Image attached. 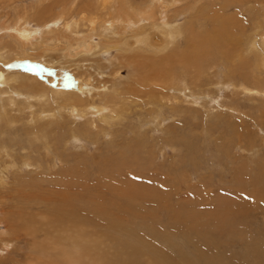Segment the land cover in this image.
Instances as JSON below:
<instances>
[{
	"label": "rangeland",
	"instance_id": "1",
	"mask_svg": "<svg viewBox=\"0 0 264 264\" xmlns=\"http://www.w3.org/2000/svg\"><path fill=\"white\" fill-rule=\"evenodd\" d=\"M132 1L140 4L141 2H148L149 0ZM203 2L204 1H200L195 10H190V12L185 10V12H182L181 16L178 17L177 21H175V25H187L188 22L193 20V17L197 14L201 7L204 8V6L211 8L207 10L208 12L211 11V14L220 11L218 7L222 5V0H209L206 3ZM96 3V0H0V71L4 70L11 72L12 74L17 71L19 73L24 72L23 74L26 73V76L22 81L15 83V89L17 92L19 91L21 95L23 94L27 96V101L21 97L23 99H21L20 107H7V113L1 112L2 114L0 115V138L2 139L0 141L2 143L0 144L3 145H1L3 148L0 147V149L8 150L7 157H3L4 162L0 164V167L3 168V173L5 172L3 174V180L6 185H3L4 187L0 185V233L3 235H0V264H30L31 262L28 258L27 260L29 262L27 260L25 261L26 257L29 255L27 253L28 238L25 236V238L21 237L22 239L14 241L11 240L7 234L9 233V222L11 220V217L9 218V214L11 211H13V213H17V211L13 209L14 207L16 208L19 204V207L21 208L34 201V199L36 201L41 200V202L57 199V201H60L61 197L66 196L69 189H72L77 181L87 179V177L85 178V176H87L85 175L87 172L93 175L91 179H88V181L90 180V183L92 180H98L100 183V188L99 190L97 189L98 201H100V203H102L103 200L106 203H115L116 199L113 196V190L110 187H107L109 188L107 189L104 186L103 181H101V178L103 175H107L113 187L114 181L109 173H102V170L105 168L116 172L123 167L125 168L124 171L130 173L131 176L139 177L136 180L132 178L130 179L128 184L129 186H127L128 195L134 192L131 189L133 184L139 186V196L142 192V194L145 192L148 193L147 191H149V193L152 191L157 195L155 196L153 193H148L147 195L142 196V200H138L139 196L137 199L134 197L127 198L126 202L130 201L132 204H137L144 209H141L140 211L141 213L142 211L147 213L149 221L143 220L142 217H138L137 214L139 213H136L135 211L128 212L126 220L130 221L129 224L131 223L130 225L132 228L135 227L137 231L144 234L145 231H148L147 233L150 234V231L148 230L150 227L149 224L151 220H157L154 223L157 225L158 230H156L158 235L161 236V231H164L163 233L167 234V240L161 241L160 244L155 243L163 249V251L166 253L168 252V254L174 259L175 263L176 261L180 263L179 254L177 253L180 250L190 252V255L192 257L194 256L196 247L192 244L193 242H197L201 247L206 246L205 249L207 251L211 249V247L207 246V244L201 240V236L203 237V240H207L211 235V237H214L217 240L216 242L218 243V248L215 249L217 247L215 246V248H213L215 249L213 253H210L209 257L202 260L199 264H219L214 260L216 259L217 254L222 255L223 260H225L220 264H232L231 262H228L229 260H234L238 264H242V261H244V264H264V161L263 169L257 168L258 170L255 169V173L253 171L251 172L252 164L250 165V162H247L249 169L247 171L246 168V171L242 173L238 170L241 163L239 164L238 159H236V166L233 165V167L237 175L235 173L232 174L231 170L228 171V173H224V169L219 161L220 158L215 160V166H210V168L202 169L199 165L200 162V164L205 165L201 160L204 159L205 161H208L211 157V153H217L218 157H222L225 152H228L231 153V155L233 154V158L236 157L235 154L238 155L237 157L244 154L241 149L243 144L241 142V138L239 136L237 137L233 133L231 134L233 135V138H228V141H231L233 144L232 146L230 144V148L227 146L229 149L223 147L221 150L216 149L219 144L218 141H220L222 137L225 141L224 136L226 135V127L230 123H236L240 133H242V129H248L249 127L251 140L255 141V144L258 147L257 150H260V155H258V157L256 156L254 160L257 162L261 158L264 159V129L260 128L256 124H251L249 120L245 119L250 117L243 114L257 115V109L264 110V92L259 95H252L248 92L245 93L246 95L242 94L243 91L238 85L241 81L230 76V81L226 84L228 86L224 87L219 93L212 90L213 85H209V88H212L211 90L207 86L205 87L209 90L205 87H203V89H196L197 91L202 90L201 95L198 93L200 98L203 99L205 97L208 99L210 97V101L205 98V100L201 99V101L200 98H197L196 94L193 95V98L195 99H192L191 102H186L184 104H180L176 99H174V106L171 107L173 108L171 113H167L163 108L162 110L159 109L161 116L167 119L163 126L164 128L169 127L171 129L169 131L163 129L162 131L160 128L157 130L156 135L150 133L149 127H146L147 121L146 119L139 117L140 114L137 112L140 108L137 107L134 108L132 113L128 110L122 114L120 120L125 118L122 126L118 124L119 121H111V127L110 125L107 126L103 122V119L111 114L109 109L110 106L106 100H109L108 97L113 94V88L116 85L113 77H115L118 73V76L129 79L130 75L133 73L139 78L145 76L149 78L152 74V69L148 68L147 65L149 63L145 61L143 55L148 49L149 50L147 52L154 50V48L145 46V52H143L144 54L139 55L140 58L143 57L142 60H140L139 57L136 59V52H134L137 50L136 48L134 50H132L133 48H128V50H132L129 56L120 51L118 47L107 49L108 46L119 45L120 41L113 40L112 36H110L107 32L105 36V31L102 33V38L100 37L99 31L96 33L92 31L90 21L94 17L105 16L104 13H101L104 12L101 9L99 12L100 15L94 14ZM215 4H218V7H216ZM183 5L188 4H186L185 1L183 2ZM249 5L247 7L244 6V10H242L239 14L234 9H230L227 11V15L235 16L237 14L234 23L237 26H243H238L236 29H239V32L242 30L244 31V35L242 36L245 42L248 41L247 43L250 44L252 41L256 40L260 43L262 42L258 36L260 29L257 28V31H255L256 24L254 25L252 14L257 16L255 13H258V16L261 17V11L255 3H250ZM84 17H86L87 20H84ZM90 17L93 18L91 19ZM203 23V26L208 25L206 21H203ZM100 24L101 22L99 21L97 25L98 28ZM18 26L19 28L17 29ZM140 26L141 28H144L147 33L149 32V43L147 44L151 46L152 42H157L159 40L160 36L159 34H156L158 32L155 30L151 31L152 26L150 24L144 22L141 25H137V28L139 29ZM67 28H72L74 32H78L81 35L86 36L94 33L95 41L93 42L98 44L99 48L93 49L89 51V53H86L83 49L72 51L66 46L64 41L62 43H58L51 40V34H49L50 31H56L63 34ZM135 30L136 27L130 28L128 33L124 36L125 38H128L129 43L132 42L130 44H134L130 35ZM21 31L23 32L21 33ZM26 31L34 35L32 38L35 41L34 45H36H28L22 49L23 39L20 37H22V34ZM152 33H155V35ZM252 33L255 38L250 40ZM238 36L240 37V35ZM36 38L39 42H37L38 40ZM182 41L183 40L181 39L179 43L181 47L183 44ZM72 43L75 44L74 40ZM75 47L76 46L74 45V48ZM248 54L252 58H255L253 52L248 51ZM148 55V53L145 54V56ZM98 60L99 62H97ZM138 60L143 61V63L145 61L146 63L140 64ZM148 69L150 73L148 72ZM229 71V65L226 62L217 59L215 65L208 68L207 75L203 78L205 81H202L205 84L209 81L210 84V82L217 79L224 83L227 75H229ZM261 71L264 76V69L261 68ZM216 72L217 74H215ZM184 73L186 72L184 71L180 74V69H175V79H179L178 83L175 82V87H179L178 94H176L175 97L180 98V101L184 100L182 98L184 95L181 97L182 93H180V91H184L183 93H185L186 97H191V75L195 74L192 73L189 77H184ZM12 74L9 73V75ZM181 76H183L182 79ZM22 85H24V87ZM36 85H40V87H36ZM0 86L5 88H3V90H7L11 88L13 89L14 84H12V81H9V84H7L5 79ZM186 87H189V90H185ZM208 91L211 92L209 93ZM68 95L72 97L69 98ZM61 96L63 99L65 98L69 100L67 104L72 105L76 102L79 105L81 104L80 107L77 106V108H80L81 111H83V109L86 111L83 115L85 116L83 117L84 119L82 116H74V112L68 110L62 111V115L65 116V119L62 118L64 121H59L58 119L55 120L54 117H52L53 114L56 113L59 105L63 106L62 102L64 101L60 98ZM39 97H42L43 100H40ZM77 97H80V99L84 98V100H79ZM236 97H239L238 102L235 101ZM2 98L6 99L7 97L6 95H3ZM229 99H233L232 101L234 102H230ZM38 100H40V102ZM214 101H218L219 103L217 102L216 104ZM88 103L91 104L88 105ZM203 103L206 104V107L203 106ZM91 105L102 110L96 112L97 114L95 111L90 113L87 109L91 108ZM234 106H238L239 109H234ZM229 110H232L234 113H230ZM186 111H191L195 117H193L192 114L184 113ZM217 112H222V114L217 115L218 118L216 119L220 120L218 122L215 119H210L205 116L208 113L215 115ZM47 114L48 117L46 116ZM33 116H35L34 118H36V116H46L41 122L51 123V126L61 124L63 126V130H71L74 125L73 129H75V127L76 129H79V127L82 129V127H86L90 121L96 120L99 126V130L96 129V131L100 132L98 133L97 139L100 137V141L98 139V141L91 142V140H85L83 138H81V140L76 138L79 140L78 142L76 139L72 140V142H70L66 147L64 145L63 151L61 149L62 153H64L63 155L67 157L66 158L64 156L65 158L63 159V162L58 159L55 150L50 148L49 151L55 156V158H53V156L51 157V155L48 158L44 151H42L40 144H33L32 146V143L29 141V137L26 134L30 129L29 121ZM75 118L76 120H73ZM137 121H142L143 127H140L141 131L137 132L138 139L136 140V138H133L135 135L133 127L136 129L139 127ZM203 123L205 125H209L210 123V126L213 128V135L210 134L209 136V134H206V136H204V134H201V129L203 128L201 125H203ZM100 124L102 125V128H100ZM103 131L104 133L101 134ZM69 133L70 132L63 137L68 136ZM146 133L150 134L148 141L151 145H157V143L159 145L156 149L153 148L154 152L157 154L152 152L150 155L151 157L148 156L149 154L145 148H138V143L142 140L140 137ZM175 134H177V137ZM174 137L175 141H173V144H175V146L173 148L171 146L173 145L171 139ZM177 139H183V144H187L191 147L190 153L188 148H178ZM169 141L171 144H169ZM162 142L167 144L165 150L161 147ZM127 145L132 147L126 150L127 158H120L121 154L125 152V147ZM179 149L181 152L177 151ZM91 155L98 157L96 161H92ZM187 155H189L188 161L186 157ZM81 156L90 158L89 165L80 166L79 173L77 174L69 172L68 169L72 167L71 164L74 165L76 160ZM247 156H249V153H247ZM53 159H56L55 162ZM190 160H192V162ZM49 161H51L52 169L47 168L50 167L47 166V164H50ZM123 162H125L124 166ZM90 164L92 166H90ZM143 164L145 165L143 166ZM188 164L190 166H188ZM194 165L198 167L199 170L191 168ZM231 167L232 166L230 165L229 168ZM249 174L252 175L249 176ZM77 175H80L79 179L81 180H78ZM36 176H38V178L34 182L33 178ZM252 176L253 179L251 178ZM47 177L49 180H56H53L52 182L51 180L45 182L46 180L43 178ZM203 180L205 182L207 181L204 186L202 185V182L204 183ZM214 181L217 182L215 186H213ZM224 181L226 184L222 183ZM31 182L33 186L30 185ZM76 186L78 185L76 184ZM104 191H106L107 194H105ZM8 192L10 193L7 194ZM71 193L74 194L73 191H71ZM78 193L80 192H77L76 194ZM160 195H164L162 201L156 200V197ZM32 196L34 197L32 198ZM83 196L87 198L86 193H83ZM35 197H37V199ZM119 199L122 198L119 197ZM46 203L49 207H47V204L35 206V210L37 212L34 210L35 212L32 213V216L38 215V212L49 213L52 205L48 201H46ZM106 203H103V205H107ZM32 204L33 206L35 205L33 202ZM119 205L120 206L118 208L122 207V204ZM118 208L116 211H118ZM148 209L150 210L148 211ZM130 215L138 218L133 220ZM158 218H160V222H158ZM38 220V223L41 226L42 222L40 219ZM161 221L162 225L157 224L161 223ZM140 225L145 226V231L143 227H140ZM41 229H44V226L41 227ZM106 230L107 229H105V231ZM112 233L117 236L119 241L131 240V242H134L135 240L138 241L140 238L139 236L135 238L129 237L124 232L120 231ZM43 234H37L36 239L44 240L48 238L46 235L43 236ZM147 237L149 240L151 239L148 235ZM243 238L245 240H243ZM104 241L105 244L102 245L101 249L106 252L109 250L110 253L113 249L112 247L118 243L112 242V240H109V243L107 239ZM157 241L159 242L160 240ZM112 243L113 245H111ZM48 244L49 243H46L47 246ZM247 249L248 251H246ZM259 249L261 250L258 251ZM26 253L27 255L25 256ZM244 254L249 255V258H245L246 256Z\"/></svg>",
	"mask_w": 264,
	"mask_h": 264
},
{
	"label": "bare ground",
	"instance_id": "2",
	"mask_svg": "<svg viewBox=\"0 0 264 264\" xmlns=\"http://www.w3.org/2000/svg\"><path fill=\"white\" fill-rule=\"evenodd\" d=\"M185 1H186V4L188 5H183V2ZM200 1H204L203 3H206L209 0H149L148 2H141L140 4L133 2L132 0H96L97 3H96L94 14L100 15L99 12L101 9L102 11H104L101 13H104L105 16H102V17L97 16L94 18L92 17L93 19L90 17L92 19L91 21L89 20L91 27H92V31L94 33L99 31L100 37L102 36V33L105 31V36L107 32L109 33L110 36H112L113 40L120 41L119 45L108 46L107 49L112 48V47H118L120 51L126 53L129 56V54H131L130 52L136 48L137 50H135L134 52H136L135 56H136V59H138L137 57H139V55L144 54L143 52H145V46L154 48V50L152 51L147 52L149 49L146 51L149 54L148 56H145V54H147L146 52L143 55L145 61L149 63L147 65L148 68L152 69V72H151L152 74L150 75L149 78H147V76L139 78L138 76L132 73L129 79H125L122 76H118V73L116 72L117 74L115 75V77H113L114 82L116 84L115 87L113 88V94L108 97L109 100H106V102L110 106L109 109L111 111V114L109 116L106 115L107 116L106 118H104L103 116L104 118L103 122L107 126L112 124L110 123L111 121L112 122L119 121L118 124L122 126L125 120V118L120 120V117L122 116V114L128 110H130L132 113L134 111V108L137 107V108H140V110L137 113L140 114L139 116L140 118L146 119L147 121L146 127H149L150 133H153L154 135H156L157 130H159L160 128L161 130L163 129V130L169 131L171 130L169 127L164 128L163 126L164 123L167 121V119L161 116L159 109L162 110L163 108L167 113H171V110H173V108L171 107L174 106V103H173L174 99H176L177 102L180 104L191 102L192 99H195L193 98L194 97L193 95L197 94V98H200V96H198L199 95L198 93H200L201 95L202 90L197 91L196 89H201V88L203 89V87L205 86L209 88V85L210 86L213 85L212 86L213 89L212 88L211 89L219 93L221 90H223L224 87L228 86L226 84L229 83L230 76L235 77L241 81V83L239 82L238 85L243 91L242 94H245L246 92H248L252 95H259L264 92V89H263L264 76L261 71V68L264 69V0H222V5L220 7H218V4H215V6L218 7V9L220 10V11L217 10L218 11L217 13L211 14V11L210 12L207 11L211 8L204 6V8L201 7V9L197 12V14H195V16L193 17V20L188 22L189 24L187 23V25L185 26L175 25L176 23L175 21H177L178 17L181 16L182 12H185V10H188L189 12L190 10H195ZM250 3H253V4L255 3V5H257L261 11V17L258 16L259 15L258 13H255L257 16L252 14L254 25L256 24L255 31H257L256 30L257 28L260 29L259 30L260 33H258V36L260 37V40L262 41L260 43H258L256 40L252 41V43L250 44L247 43L248 41L245 42L242 36L244 35V31L242 30L239 32V29L238 30L236 29L239 25L237 26L234 23L235 18L237 17L236 16L237 14L235 16L227 15L228 14L227 11H229L230 9H234L239 14L240 12H242V10H244L245 8L244 6L247 7ZM84 20H87V18L84 17ZM99 21L101 22V24L98 28L97 25ZM203 21H206L208 25L203 26L204 24ZM144 22H146L147 24H150L152 26L151 31L152 30L157 31L158 33L156 32L155 33L159 34L160 36L159 40L157 42H152L151 46L147 44L149 43V35H148L149 32L147 33V31L144 28H141V26L139 29L137 28V25H141ZM19 26L17 27V29L19 28ZM134 27H136V30L132 32L130 35V38L133 39L134 44H130L132 42L129 43L128 38H125L124 36L128 33V30L130 28H134ZM28 31H26L24 34H22L23 36L21 35L22 37H20L23 39L22 49H24L28 45H32V46L36 45V44L34 45L35 41L32 38V36L34 35ZM22 32L23 31H21V33ZM94 33H91L90 35L86 36V35H81L78 32H74L72 28H67V30L63 34H60L56 31H50L49 34H51L50 36L51 40L58 42V43L60 42L62 43L64 41V43H66V46L70 48V50L72 51L83 49L84 51H86V53H89V51L99 48L98 44H95L93 42L95 41ZM155 33H152V34L155 35ZM253 33H254V29H253ZM253 33L251 34L250 40H253L255 38ZM238 35H240V37ZM181 39L183 40L182 47L179 44ZM73 40L75 44L72 43ZM37 42H39V40ZM74 45L76 46L75 48H74ZM128 48L129 49L133 48V49L130 51L128 50ZM248 51L253 52L255 58H252L248 54ZM142 58H140V60H142ZM217 59H219L220 61H224L229 65L230 71H229V75H227V78L228 76L229 78L228 79L226 78L224 83L220 82L217 79L214 80L215 82L214 81L210 82V84L208 81L209 79L207 80L208 83L206 84L203 83L202 80L205 81V79L203 78L205 75H207L208 68L215 65V62ZM145 61L144 63H146ZM97 62H99V60ZM139 63L144 64L143 61H139ZM139 63H138V66H139ZM178 68L180 69V74H182V72L184 71L186 72L184 73V77L186 76L189 77V75H191L192 73H195L194 75H191L192 82L189 81L190 86L192 87V88L190 87V92L192 95L191 97L189 95H187L189 97H186L185 93H183L184 91L182 92L180 91V93H182L181 97L182 95H184L182 97L184 100L182 101H180V98L175 97V95L178 94V89H179L178 86L175 87L176 85L175 82L178 83V80H179L178 78L175 79V69L177 70ZM149 69H148V72H149ZM9 73L12 74L11 72H7L4 70L0 71V84L5 79H6L7 84H9V81H12V84H14L13 89L11 88L7 90H3L4 88L3 86H5L6 83L5 85L0 86L1 88L0 90V115L2 113H7L6 111L8 109L7 107L9 108L20 107L21 99L24 98L25 101H27V96L23 94L21 95V93H19V91L17 92V90L15 89V83L22 81L23 78H25L26 73L23 74L24 72H20L21 73L20 74L18 71L12 75H9ZM215 74H217V72ZM209 75L211 76L210 73ZM182 77L183 76H181V79ZM22 86L24 87V85ZM36 87H40V85H36ZM208 88L207 90L210 89ZM186 89L189 90V87L188 88L186 87L185 90ZM3 95H6L7 98L6 99L2 98ZM63 95H67V94H63ZM68 97L71 98L72 96L70 97L68 95ZM60 98H62V96ZM77 98H79V100H84V98H81V99L80 97H77ZM204 98L203 99L200 98V100L207 99V98L205 99ZM39 99L43 100L42 97H39ZM208 99L210 101V97ZM40 100L38 101L40 102ZM229 100L231 102L233 99L232 100L229 99ZM62 101H64L62 102L63 106L59 105L58 110L52 116L54 117L55 120L58 119L59 121H64L62 118L65 119V116L62 115V111H68V110L74 112L73 113L74 116L78 115V116H82V118L85 117L83 115H84V112L86 111L84 109L83 111H81L80 108H77V106L80 107L81 104L79 105L77 104V102L73 103L72 105L67 104L69 100L65 98ZM235 101L238 102L239 97H236ZM89 104L91 103H88V105ZM203 106L206 107V104H204ZM233 108L239 109L238 106H234ZM87 110L90 113L92 111H95L96 113L98 111H101L102 109H97L96 107L92 106L91 108H88ZM229 112L232 114L234 113L232 110H229ZM257 112H258L257 115H247L245 113L243 114L247 117H250V118H245V119L249 120L251 124H256L260 128L264 129V110L257 109ZM184 113L192 114L191 111H186ZM218 114H222V112H217L215 115L208 113L205 116L210 119H215L218 122L220 121L219 119H216L218 118L217 116ZM46 116L48 117V114ZM192 116L195 117V115L193 114ZM34 117L35 116H33L31 120L29 119L30 129L28 130L26 134L29 137V141L32 143V146L33 144L35 145L40 144L42 151H44V153L47 155L48 158L50 155L51 157L53 156V158H55V156L51 154V152L49 151V148H50V149L55 150V152L57 153L58 159L62 160L61 162H63V159L66 157L65 155H63L64 153H62L64 149V145L66 147L67 145H69L70 142H72V140H75L76 138L77 139L83 138L85 140L86 139L91 140V142L98 141V139L100 138L98 137L97 139L98 133L100 132L96 131V129L99 130V126L96 120L94 119H93L94 121H90L86 125V127L84 128L82 127V129L80 127L79 129H76V127L75 129H73L75 126L74 125L71 130H63V126L61 124H56L55 126H51L52 125L51 123L41 122L43 118L45 117L43 116H40V117L36 116V118ZM73 120H76V118ZM182 120L185 121L184 119ZM137 123L139 124V127L137 129L133 127L134 134H135L133 138H136V140L138 139L137 132H140L141 131L140 127H143L142 121H137ZM101 126L102 125L100 124V128H102ZM201 126L203 127L201 129V134H204V136H206V134H209V136L210 134L213 135V132H212L213 128L210 126V123L209 125H205L203 123V125ZM237 126L238 125L236 123H230L227 125L226 131H225L226 135L224 136L225 141L222 137L221 140L218 141L219 144H218V147H216V149L221 150L222 147L229 149L230 144L231 146L233 144L231 143V141L230 142L228 141V138H233V135H231L233 133L237 137L239 136L241 138V142L243 143L241 146V149H242V152H244V154L240 155L239 157H237L238 155L235 154L236 157L233 158V154L231 155V153H228V152H225L222 155V157H218L217 153H211V157L208 161H205L204 159L201 160L205 165L200 164L201 162L199 163L202 169L210 168V166L211 167L215 166L216 164L215 160H218V158H220L219 161L224 169V173L225 172L228 173V171L231 170L232 174L235 173L237 175L233 167V165L236 166L235 164L236 159H238L239 164L241 163V166L238 168V170L242 173L246 171V168H247V171L249 169L247 162H250V165L252 164V166L254 165L253 167L251 166L252 168L251 172L253 171L255 173V169L257 168L263 169L264 159L261 158L257 162H255L254 160L256 156L258 157V155H260V150H257L258 147L255 144V141L251 140V135H250L251 133L249 134L250 132L249 127L248 129L247 128L242 129V133H240L239 128ZM68 132H70L68 134L69 137L68 136L63 137L64 135H67ZM103 133L104 131L101 134ZM175 136L177 137V134H175ZM149 137H150L149 133H146L143 136H141L140 138L142 140L140 141V143H138V148H143V149L145 148V150H147L149 154L148 156L151 157L150 156L151 153L154 152L153 148L156 149L157 147H159V145L158 143L157 145H151L150 142L148 141ZM1 140L2 139L0 138V141ZM78 141L79 140H77V142ZM173 141H175V137L171 139L172 144H173ZM176 141H178V148L180 149L181 147L188 148L189 153H190L191 147H189V145L187 144H183V139H177ZM169 144H171L170 141H169ZM1 145L2 144H0V147ZM166 146L167 144L162 142L161 147L164 148V150L166 149ZM171 146L174 148L175 144ZM227 146H229V148ZM129 148H132V147H130L129 145L125 147V152L121 154L120 158H123V159L127 158L126 150ZM180 149L177 151H180ZM247 153H249V156H247ZM7 155H8L7 149L6 150L0 149V164L4 162L3 157L5 156L7 157ZM186 157L188 161L189 155H187ZM97 158L98 157H95V156L91 157L92 161H96ZM55 160L53 159L54 162ZM89 160H90L89 157L87 158V157L81 156L79 159L76 160L74 165L71 164L72 167H70L68 171L74 174L79 173L80 166L81 167L82 165L88 166ZM127 161H130V160H127ZM190 161L192 162V160ZM69 162L71 163L70 160ZM49 163L50 164H47V166H50V167H47V168L52 167L51 161H49ZM91 164L90 166L93 165ZM124 164L125 162H123V166ZM144 165L145 164H143V166ZM230 165L232 166L231 168H229ZM188 166L190 165L188 164ZM129 168H132V167H129ZM191 168L199 170L198 167H196L195 165L192 166ZM124 169H125L124 167L120 168V170H117L116 172L107 170L105 168L102 170V173H109L112 176V179L114 181V187H113L107 175H103L101 178V181H103L104 186L106 188L110 187L113 190V196L116 199L115 203H111V204L106 203L104 202V200L102 201V203H100V201H98L97 191L100 188V183L98 180L97 181L92 180V182L90 183V180L88 181V179L89 178L91 179L93 175L89 172L86 173L85 171L86 173L85 175L87 176H85L84 173L83 175L85 176V178L87 177V179L81 180L79 179L80 175H77L78 180H81V181H77L75 185L72 187V189H69L66 196L61 197L60 201H57L58 199L57 200H46L50 202L52 205V208L49 211V213L38 212V215L32 216V213L36 211L35 206L47 204L46 201L44 200H43L44 202H41V200L36 201L34 199V201H32L35 204L34 206L31 202V203H28V205L21 207L22 209L19 207V204L16 206V208L14 207L13 209L16 210L17 213H13V211H11V213L9 214V218L11 217V220L9 222L10 224L9 233L7 234L9 235L11 240H14V241L22 239L21 237L25 238V236L26 238H28L27 253L29 255L26 257L25 261L28 258L31 261L30 264H199L202 260L207 259L210 253H213V251L218 248V243L216 242L217 240L214 237H211L210 235L209 239L203 240V237L201 236V240L204 241L207 244V246L211 247V249L207 251L205 249L206 246L202 245L203 247H201L197 242H193L192 244L196 247L194 256L192 257L190 255V252H185L184 250H180L177 252L179 254L180 263H178L177 261L175 263L174 259L172 258V256L168 254V252L166 253L165 251H163V249H161L158 245H156V243L160 244L161 241L167 240V234L166 233L164 234L163 233L164 231L163 232L161 231L162 237L158 235L157 225L154 223L157 220L155 219L151 220L149 224L150 227L148 228V230L150 231V234L147 233L148 231L147 232L145 231L144 225H140V227H143L145 234H147L151 238L150 240L147 237V235H145L144 233H141L140 231H137L135 227L132 228L130 225L131 223L129 224L130 221L126 220L128 212L135 211L136 213H139L137 214L138 217H142L143 220H148V217L145 211H142L141 213L140 210L143 209L141 208V206H138L137 204L134 205L130 201L126 202L127 198L134 197L137 199L140 194V189L138 185L133 184L131 189L134 192H132V194L130 195L127 194V186H129L128 184L130 182V179L132 178L136 180L139 177L131 176V174L128 173L127 171H124ZM4 173H3V168H1L0 185L2 186L3 185L6 186L3 180ZM137 174H138V171H137ZM250 175L252 174H249V176ZM37 178L38 176L33 178L34 182L37 180ZM251 178L253 179V176ZM43 179L46 180L45 182L50 181V180L52 182L53 180H56V179L49 180L48 177L43 178ZM206 183L207 181L206 182L204 181V183L202 182V185L204 186ZM216 183L217 182L214 181L213 186H215ZM222 183L226 184L225 181ZM76 184L78 186H76ZM30 185H32V182L30 183ZM71 191H73L74 194H72ZM106 191H104L105 194H107ZM77 192H80L78 193L79 195L76 194ZM147 192L149 193V191ZM9 193L10 192H8L7 194ZM83 193L87 194V198L83 196ZM142 193L139 196L138 200H142L143 198L142 196H145L148 194L146 192L144 194ZM152 193L153 192L150 191L149 194H152ZM153 194L157 196L155 193ZM164 195H160L156 197V200L162 201V199L164 198ZM28 196H31V195H28ZM33 197L34 196H32V198ZM119 197H121L122 199H119ZM35 198L37 199V197ZM103 203H106L107 205H103ZM119 204H122V207L118 208L120 206ZM47 207H49V205ZM117 208H118V211H116ZM20 209H21V212H20ZM149 210L150 209H148V211ZM117 215H121V216H117ZM131 217L133 218V220L134 219L136 220L138 218L136 216H131ZM38 219H40V221L42 222L41 226L38 223L39 222ZM159 220L160 218H158V222H160ZM226 222H229V221H226ZM157 224L162 225V221L161 223H157ZM43 226H44V229H41V227ZM217 228H218V225H217ZM105 229L107 230L105 231ZM115 231L124 232L129 237L135 238L139 236L140 238L138 241L135 240L134 242H131V240L119 241L117 239V236L114 233H112ZM39 233H42V234L44 233L43 236L46 235L48 238L44 240L36 239V235ZM0 235L2 234L0 233ZM4 236H5V233H4ZM102 239L104 240L107 239L109 243H110L109 240H112V242H118L113 247L111 246L113 248L111 253L109 252V250H107L108 252H106L103 249H101L102 245L105 244V241ZM157 240H160V241L158 242ZM243 240L245 239L243 238ZM46 243H49L48 246L46 245ZM111 245H113V243ZM215 246L217 247L215 248ZM260 250L261 249H259L258 251ZM246 251H248V249ZM27 253L25 254V256L27 255ZM244 255L246 256L245 258H249V255L247 254H244ZM263 257H264V251H263ZM214 260L217 261L219 264L222 263V261H225L223 260L222 255H219V254H217V257ZM228 262H231L232 264H238L234 260L233 261L229 260ZM242 264H244V261H242Z\"/></svg>",
	"mask_w": 264,
	"mask_h": 264
}]
</instances>
